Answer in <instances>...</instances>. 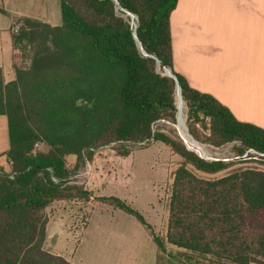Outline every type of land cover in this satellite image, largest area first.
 <instances>
[{
    "label": "trees",
    "instance_id": "16d2710c",
    "mask_svg": "<svg viewBox=\"0 0 264 264\" xmlns=\"http://www.w3.org/2000/svg\"><path fill=\"white\" fill-rule=\"evenodd\" d=\"M58 1L59 24L23 16L19 31L11 33L14 50L18 44L27 48V66L17 64L14 51V78L6 81L0 67V116L8 138L7 168L0 167V264H71L43 248L46 209L92 196L83 185L69 184L85 154L149 138L181 158L169 185L163 237L151 233L158 252L173 246L186 255V264H206L201 258L207 264H264V230L252 242L243 233L247 216L264 226V170L215 176L228 163L200 158L173 136L151 131L157 120L176 121V82L158 71L167 68L180 86L188 132L197 141H239L237 154L245 147L264 151V128L238 120L174 70L169 17L177 0ZM126 12L136 15L135 30ZM70 155L76 157L73 169L66 166ZM97 200L150 229L122 200Z\"/></svg>",
    "mask_w": 264,
    "mask_h": 264
},
{
    "label": "rangeland",
    "instance_id": "374dc122",
    "mask_svg": "<svg viewBox=\"0 0 264 264\" xmlns=\"http://www.w3.org/2000/svg\"><path fill=\"white\" fill-rule=\"evenodd\" d=\"M21 18L16 20L14 33H17L22 25ZM16 46L17 64L27 66V48L19 44ZM158 71L164 74L163 69L158 68ZM183 106L182 113L188 130L184 103ZM165 120L168 123H160L157 129L182 142L183 138L177 132L175 122ZM0 124H3L0 125V167H6L3 152L7 148L8 138L3 116H0ZM198 142L204 144L207 156L228 163V166L215 176L244 168L264 170L263 161L236 159L237 148L243 147L239 141L218 147ZM41 147V144L35 146L36 149ZM122 148H128L130 152L124 156L118 154L116 150ZM65 161L66 166L73 169L76 157L67 156ZM180 162L181 158L172 153L163 142L153 140L143 145L115 143L94 149L88 158L85 154L75 175L69 179V184L83 185L91 191L92 196L78 202H54L46 209L47 225L43 248L50 253L61 254L71 264H155V244L148 240V235L153 233L163 237L169 185L172 173ZM97 197L122 200L142 216L150 229L132 214L113 203L101 202ZM111 227H115L114 234L110 237L111 240H107L106 232H111ZM263 230L264 226L260 224L257 216L246 217L243 233L248 241H254ZM192 260H197L196 256ZM200 260L206 264L208 262L203 258ZM187 261L186 255L177 250L158 252L157 256V264H186Z\"/></svg>",
    "mask_w": 264,
    "mask_h": 264
},
{
    "label": "crops",
    "instance_id": "0c3cea01",
    "mask_svg": "<svg viewBox=\"0 0 264 264\" xmlns=\"http://www.w3.org/2000/svg\"><path fill=\"white\" fill-rule=\"evenodd\" d=\"M58 2L0 0V67L6 81L14 78L11 33L16 20L31 16L59 24ZM169 22L174 70L191 87L217 98L238 120L264 128V0H177ZM111 228L107 240L114 234ZM148 240L154 242L151 233ZM157 256L155 244V264Z\"/></svg>",
    "mask_w": 264,
    "mask_h": 264
},
{
    "label": "built area",
    "instance_id": "2783aa9c",
    "mask_svg": "<svg viewBox=\"0 0 264 264\" xmlns=\"http://www.w3.org/2000/svg\"><path fill=\"white\" fill-rule=\"evenodd\" d=\"M126 14L129 16L130 18V23L132 25V29L135 30L136 28V21H137V17L136 15L130 13V12H126ZM160 123H168L165 119H160V120H157L155 122L152 123L151 125V131L152 133L155 132V131H159V129H157V126L160 124ZM191 135V134H190ZM192 136V135H191ZM193 137V136H192ZM194 138V137H193ZM195 139V138H194ZM149 140H152L151 138L149 139H146L144 141H141L139 143H137L138 145H143V144H146ZM196 140V139H195ZM197 141V140H196ZM183 142V141H182ZM198 142V141H197ZM233 142V141H232ZM183 144L185 145V147L192 151V149H190L188 147V145H186V143L183 142ZM201 144V143H200ZM206 144H209V143H206ZM205 144V145H206ZM202 145V152H203V155H201L200 153H197L196 151H193L194 153H196L200 158H203L205 160H217V159H214V158H211L209 156H207L206 154V151H205V147H204V144H201ZM208 146H211V144H209ZM213 146V145H212ZM215 147H218V146H215ZM236 159H254V160H258V161H263L264 162V151H260V150H257L255 148H252V147H248L246 148V150L242 151V153L240 154H237V158ZM87 166L89 167V163H87ZM86 173L88 172V168L87 170L85 171ZM52 180L54 181H57V179L52 176Z\"/></svg>",
    "mask_w": 264,
    "mask_h": 264
},
{
    "label": "bare ground",
    "instance_id": "6f19581e",
    "mask_svg": "<svg viewBox=\"0 0 264 264\" xmlns=\"http://www.w3.org/2000/svg\"><path fill=\"white\" fill-rule=\"evenodd\" d=\"M176 106H177V112H176L175 124H176L177 132L183 138L182 141L186 143V145H188L189 148L203 155L202 145L199 142H197L186 129L185 116H183L182 113V109L184 108L183 101H180L178 96L176 98Z\"/></svg>",
    "mask_w": 264,
    "mask_h": 264
},
{
    "label": "water",
    "instance_id": "95a60500",
    "mask_svg": "<svg viewBox=\"0 0 264 264\" xmlns=\"http://www.w3.org/2000/svg\"><path fill=\"white\" fill-rule=\"evenodd\" d=\"M134 37H135V39H137L136 36H134ZM163 70H164V74L172 77L175 80V82H176V93H177L179 100L182 101V97H181V93H180V86L178 85V83L176 81L175 75L170 71V69L163 68ZM175 119H176V117H175Z\"/></svg>",
    "mask_w": 264,
    "mask_h": 264
}]
</instances>
